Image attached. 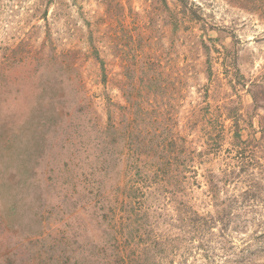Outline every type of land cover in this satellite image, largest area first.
Instances as JSON below:
<instances>
[{
  "label": "rangeland",
  "instance_id": "rangeland-1",
  "mask_svg": "<svg viewBox=\"0 0 264 264\" xmlns=\"http://www.w3.org/2000/svg\"><path fill=\"white\" fill-rule=\"evenodd\" d=\"M181 1L0 0V264H264V14Z\"/></svg>",
  "mask_w": 264,
  "mask_h": 264
},
{
  "label": "trees",
  "instance_id": "trees-1",
  "mask_svg": "<svg viewBox=\"0 0 264 264\" xmlns=\"http://www.w3.org/2000/svg\"><path fill=\"white\" fill-rule=\"evenodd\" d=\"M185 1H181V2L183 4V6L186 8L187 1L186 2ZM239 2H240L239 3V8H241V9H244V10H247L248 9L251 12H261V13L264 14V8H263L264 7V4L256 5L255 3H251V2H248L246 0H239ZM191 6H192V4L189 7L190 14H191V16L193 18H196L197 17V13H196L195 10H193L194 9L193 7L191 9ZM259 6H261L263 9H257V7H259ZM197 10H199V9H197ZM4 87H5V84L3 86V89H4ZM253 100L255 101V98L254 97H253ZM235 131H236L235 134H237V136L239 137V134L237 133L238 131L237 130H235ZM145 220H149V218L145 216L144 218H141L140 219V221H143L144 224H149L150 225L149 221H147V223H146ZM155 221H153V222H155ZM199 221L201 222V223H199L200 226L203 228L204 231H206L211 226L215 225L217 219H213L212 217H209L208 219H205V217H199ZM143 223L142 224H139V228H140L141 225H143ZM156 226H158V224H156ZM133 233H135L134 227H132L131 230L129 231L128 236H127V241H130L131 242L133 240V238H134ZM146 234L148 236L145 239L149 242V244H147L145 246V247H147L146 248V250L148 251L147 253H149V252H152V253L155 252V247L156 246L157 247H160V246L162 247L164 241L162 240V237H160V236L157 237L158 233H154L153 230L152 231L151 230H148L146 232ZM150 235H153L151 237L152 239L150 238ZM139 263L144 264L142 259H140V261H138V264Z\"/></svg>",
  "mask_w": 264,
  "mask_h": 264
}]
</instances>
